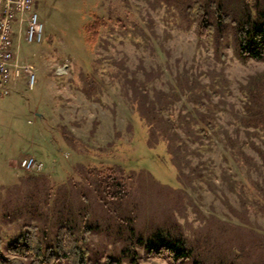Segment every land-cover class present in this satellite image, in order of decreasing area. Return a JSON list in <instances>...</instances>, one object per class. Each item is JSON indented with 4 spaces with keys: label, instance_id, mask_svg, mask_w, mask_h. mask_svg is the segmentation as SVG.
Listing matches in <instances>:
<instances>
[{
    "label": "rangeland",
    "instance_id": "rangeland-1",
    "mask_svg": "<svg viewBox=\"0 0 264 264\" xmlns=\"http://www.w3.org/2000/svg\"><path fill=\"white\" fill-rule=\"evenodd\" d=\"M218 1L232 17L243 15V0ZM183 3L35 0L44 39H22L19 60L34 67L36 83L30 88L23 74L0 98L4 248L27 223H38L53 245L66 214L95 227L82 245L90 264H264V125L244 124L264 60L241 61L232 33L218 48L213 39L198 44ZM95 16L106 25L90 44L84 27ZM167 98L163 117L184 140L173 151L151 138L137 106L142 99L156 112ZM202 117L215 123L209 137L198 132ZM26 156L43 169L23 170ZM109 167L126 179L113 197L86 177L88 168ZM157 234L184 241L188 257L149 255L145 245Z\"/></svg>",
    "mask_w": 264,
    "mask_h": 264
},
{
    "label": "trees",
    "instance_id": "trees-1",
    "mask_svg": "<svg viewBox=\"0 0 264 264\" xmlns=\"http://www.w3.org/2000/svg\"><path fill=\"white\" fill-rule=\"evenodd\" d=\"M243 15L239 18L232 17L226 11L225 6L218 0H184L180 13H182L183 23L190 25L196 22V32L198 44L213 39L216 48L228 41L229 35L233 34L234 52L243 62L249 60H264V0H243ZM106 20L100 16H95L93 21L87 23L84 31L87 35V42L95 43L100 31L105 27ZM216 51H218L216 49ZM223 56V54L221 55ZM253 83L258 86V93L249 91L250 108L253 110L252 117L244 118L246 126H258L257 123L264 125V91L262 82L263 74H258ZM252 81V80H251ZM250 83V82H249ZM170 99L164 100L158 111L149 109L146 102L139 100L137 106L144 124L147 126L151 138L158 135L157 140H163L173 151L183 145V138L177 132V125L171 119L163 117L164 106ZM200 108H207L203 102H199ZM251 116V115H250ZM205 128L198 130L200 137H209L211 132H215V123L206 118H200ZM191 122H197V119L191 118ZM186 136L191 138L192 131L185 130ZM234 152L243 155L241 146L233 143ZM260 156L264 163V151H260ZM174 155V154H173ZM177 162L179 158L174 157ZM86 177L89 180L95 179L97 186L104 188L110 197L117 193L113 190L118 186V193L123 191L126 184L125 176L121 175L115 167L109 168H88ZM100 184H99V183ZM98 199L101 200L100 195ZM62 202H60L61 204ZM46 206V204H41ZM60 214H62L60 212ZM60 225L55 234V243L45 245V238L49 236L41 231L38 223L23 224L15 241L4 248L3 239L0 236V264H90L88 252L82 248L83 244L89 242L94 228L83 224L81 227L77 223H70L68 215L64 214L59 218ZM147 252L151 256L160 258H171L174 262H181L189 255L185 249L184 241H171L163 235L157 234L146 243ZM135 264H141L137 258L133 259ZM107 264H121L120 261L108 258Z\"/></svg>",
    "mask_w": 264,
    "mask_h": 264
},
{
    "label": "built area",
    "instance_id": "built-area-1",
    "mask_svg": "<svg viewBox=\"0 0 264 264\" xmlns=\"http://www.w3.org/2000/svg\"><path fill=\"white\" fill-rule=\"evenodd\" d=\"M34 5L35 0H0V98L11 93L23 74L30 88L36 83L34 67L19 60L22 39L28 43H42L44 39V25ZM16 19L17 29L14 28ZM20 167L28 172L41 171L43 163L26 156Z\"/></svg>",
    "mask_w": 264,
    "mask_h": 264
}]
</instances>
